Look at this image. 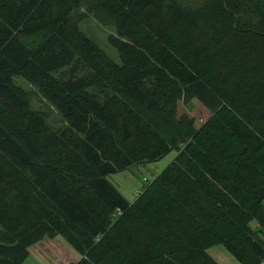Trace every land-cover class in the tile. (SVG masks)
<instances>
[{
	"label": "trees",
	"instance_id": "1",
	"mask_svg": "<svg viewBox=\"0 0 264 264\" xmlns=\"http://www.w3.org/2000/svg\"><path fill=\"white\" fill-rule=\"evenodd\" d=\"M168 156L134 203L109 181ZM263 203L264 0H0V264L58 237L76 264H264Z\"/></svg>",
	"mask_w": 264,
	"mask_h": 264
},
{
	"label": "rangeland",
	"instance_id": "2",
	"mask_svg": "<svg viewBox=\"0 0 264 264\" xmlns=\"http://www.w3.org/2000/svg\"><path fill=\"white\" fill-rule=\"evenodd\" d=\"M82 29L93 42H96L109 57L121 63L117 51L107 42L108 37L114 32L110 28H105L100 25L92 16H88L80 23ZM80 75H84L87 70H82ZM14 85L22 88L28 93L31 106L36 111L45 112L48 116V123L55 129H59L62 125V120L56 110L52 109L40 94L28 84L24 79L16 78ZM178 109L179 116L187 115L195 120L196 128L207 121L211 113L198 100H193L191 103L184 104L181 102ZM170 156L165 157L161 161L141 167H134L128 171L111 176L109 181L115 186L121 194L129 202L134 203L138 197V193L144 187V184L155 179L161 171L170 163ZM264 205V203H263ZM252 227H257V223L253 222ZM209 255L217 264H240L223 246H216L208 250ZM29 257L23 264H76L80 260L79 254L70 248V246L58 237L57 239H45L41 243L30 249Z\"/></svg>",
	"mask_w": 264,
	"mask_h": 264
},
{
	"label": "crops",
	"instance_id": "3",
	"mask_svg": "<svg viewBox=\"0 0 264 264\" xmlns=\"http://www.w3.org/2000/svg\"><path fill=\"white\" fill-rule=\"evenodd\" d=\"M42 242V241H41Z\"/></svg>",
	"mask_w": 264,
	"mask_h": 264
}]
</instances>
